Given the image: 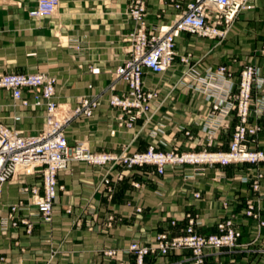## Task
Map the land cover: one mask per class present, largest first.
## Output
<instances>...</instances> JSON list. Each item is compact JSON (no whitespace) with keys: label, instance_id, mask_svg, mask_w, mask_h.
I'll list each match as a JSON object with an SVG mask.
<instances>
[{"label":"crops","instance_id":"obj_1","mask_svg":"<svg viewBox=\"0 0 264 264\" xmlns=\"http://www.w3.org/2000/svg\"><path fill=\"white\" fill-rule=\"evenodd\" d=\"M36 3L37 0H0V73L44 71L53 75L56 101L68 106H73L81 96L102 93L112 80L111 71L126 57L125 37L134 27L125 12L126 0H58L53 15L30 16L29 10ZM252 3L254 7L242 11L232 25L233 38L238 37L239 26L257 18L264 0H252ZM161 7L158 0H147L149 27L170 22L175 17L177 11L167 6L157 19L156 13ZM220 44L194 33L181 32L175 39L177 56L172 66L162 73L144 70V86L160 90L152 101V111H155L149 122L143 125L141 118L130 128L118 126L120 110L111 106L103 95L91 116H79L66 127L68 143L82 142L93 152L116 153L144 151L150 145L162 150H170L175 144L182 150L204 148L206 132L202 129L208 125L205 119L211 102L194 89L173 85L186 68L178 55L191 52L194 60L205 56V63L216 65L220 56L213 51ZM243 58L259 66L264 76V56L256 55L255 50L253 55L245 54ZM232 70L237 77L238 69ZM126 88L124 82H118L115 92ZM23 94L30 98L26 91ZM227 118L229 127L216 130L207 148L227 149L236 120L232 112ZM44 119V107H22L14 103L9 92L0 89V124L25 134L32 133V127H38L37 133ZM159 127L161 132L153 134L152 130ZM180 127L192 134V142L178 130ZM259 137L258 146L264 148V132ZM153 169L151 165L128 169L111 162L103 165L70 162L67 169L57 174V184L61 187L53 202L51 222L40 221L33 215L36 207L31 203L30 194L22 190L25 185L41 188L40 175L15 176L3 187L0 212L23 199L30 206L20 214L30 216L35 223L31 234H26L23 226L0 229V254L6 255L3 264H113L99 253L101 248L124 247L131 238L149 241L165 227L162 222L165 211L180 217L194 203L192 193L196 190L201 195L194 206L204 219L199 232H215V223L229 212L236 214L240 221L241 246L229 252H208L206 264H264V225L259 226L256 220L243 214L242 197L255 195L247 185L234 182L231 176L214 181V168L199 175L197 181L186 178L180 181V166H167L165 174L160 176L163 183L158 184L156 177L151 180L145 175ZM227 170L232 172L233 168L230 166ZM133 181L140 185H133ZM262 189L259 205L264 219V184ZM222 198H229L227 209L221 205ZM137 206L142 208L140 212L135 211ZM109 215L115 220L106 226ZM124 257L129 264L133 263L132 255L124 254ZM181 258L182 255L174 254L149 255L146 260L148 264H155Z\"/></svg>","mask_w":264,"mask_h":264},{"label":"built area","instance_id":"obj_2","mask_svg":"<svg viewBox=\"0 0 264 264\" xmlns=\"http://www.w3.org/2000/svg\"><path fill=\"white\" fill-rule=\"evenodd\" d=\"M158 1L162 7L156 14L157 19L162 17L167 6L173 7L177 13L170 22H160L149 28L146 19L147 0H126V13L134 22V27L128 36L130 44L126 49L129 58L116 67L114 79L108 88L115 89L120 81H124L127 87L121 92L110 93L108 97L111 106L121 109V114L118 116L120 125L129 126L133 119L150 111V103L157 97V91L144 89V70L162 73L172 65L176 55L175 39L181 32H190L210 38L224 36L240 12L254 7L252 0ZM57 6L58 0H37L35 8L30 10L29 14L34 17L50 15L57 9ZM262 51L264 53V47ZM181 59L186 63L189 61L188 55H183ZM225 69V67H220L215 73L210 66L206 67L209 79L205 78L202 82L209 85L210 79L224 77ZM254 69L258 71L252 66L242 71L239 108L243 117L247 113ZM191 71L193 70L189 68L185 73L188 79L183 76L178 80L182 86H187L191 79L195 81L200 79ZM55 81L53 76L45 72L0 73V89L9 92L13 101L21 106L32 104L34 107H45L46 120L36 134H25L22 130L0 124V198L4 185L16 175L23 176L40 172L42 175L41 188L28 185L22 188L24 193L30 194L31 203L36 207L33 215L39 220H50L53 202L60 187L57 184L56 175L58 171L65 170L73 161H85L98 165L109 162H127L128 165L155 163L159 166V172H162L163 166L167 163L206 160L227 163L239 158L251 161L264 159L263 152H248L246 146L240 144L245 135V128H238L229 152L201 155H178L173 151L162 153L154 146H150L145 152H134L131 156H126V154L95 153L85 143L69 144L65 135L66 127L79 116H91L103 94L81 97L73 108H66L55 99ZM221 88L225 90L223 85ZM106 90L104 92H107ZM24 91L32 93L31 102L24 96ZM29 206L30 204L24 200L9 204L5 212H0V229L7 230L24 224L30 232L33 219L31 217L19 218L17 215ZM230 224L229 221L219 226L222 234L198 235L193 233L192 227L189 226L188 233L184 236L168 240L165 235H161L156 244L150 247L133 241L127 249L135 255V264H147L146 255L149 253L167 254L171 249L189 247L195 254V264H202L205 249L235 244L239 234ZM105 253L111 257L119 255L115 249Z\"/></svg>","mask_w":264,"mask_h":264},{"label":"rangeland","instance_id":"obj_3","mask_svg":"<svg viewBox=\"0 0 264 264\" xmlns=\"http://www.w3.org/2000/svg\"><path fill=\"white\" fill-rule=\"evenodd\" d=\"M126 7H127V5H126ZM56 10L50 15H53L56 12ZM125 12H127V9ZM50 15H47V16H50ZM127 16H128V14H127ZM237 18H239V16H237ZM235 21L233 22V24L235 23ZM147 25H148V23H147ZM232 25L227 29L224 36H221L218 38H210L207 36H202L205 38L216 40L219 43L221 42L220 46L216 50L213 51V53H216V55L220 56V57H218L219 58L218 59L219 64L211 65V64L205 63L203 61L205 56H202L200 59L194 60L193 54L191 52H186L185 54L178 55L180 63L184 64L186 66V68L183 70V72L181 73L179 78L176 80L173 87L174 88H177V86L183 87L179 83L178 80L180 78H182L183 76L188 79L189 77L185 73H186V71L188 72L189 68H191L193 70L191 72H193L197 76V78H200V79L198 81L191 79L190 82L188 81V84L185 87L194 89L195 91H197L198 94L202 95L206 100H209L211 102V109H210L208 116H207L208 119H205L206 120L205 122H207L208 125L206 124V126H204L202 129L203 131L206 132L205 133V138H206L205 145L206 146L200 150H192L191 148H189L188 150H182V149H180L179 144H175L170 150H162L158 146L150 145V146H154L156 150H158L162 153H167V152L173 151V152L177 153L178 155H181V154L201 155L203 153L229 152L230 151V145H231V143L235 137L237 130H239L241 128H245V135H244L243 139L241 140L240 144L245 145L246 150L248 152H263L264 153V148H260L258 146V140L260 139L259 134L264 132V76L262 75V70L259 66H257L256 64L248 63L249 59L245 60L243 58V56L245 54L253 55L255 50H256V55L264 56V53L262 51L263 47H264V3H262L260 8L258 9L257 18L253 22H250L248 24L245 23L244 26L238 27V34L239 35L237 38H233V36L230 32ZM152 27H154V26H152ZM152 27H149V28H152ZM221 29H223V28H221ZM130 32H128L126 34V37H125V40L128 42L126 45V48H125L126 57L123 59V61L120 64H122L125 60H127L129 58V54L127 53L126 49L130 44V42L128 40V36H129ZM198 36H200V35H198ZM204 47L208 48L207 45ZM78 48H80V47L75 46V49H78ZM183 55L184 56L188 55V57H189L188 63H186L185 61H183L181 59V57ZM176 56H177V52H176L175 57ZM174 60H175V58H174ZM208 66H210L212 68V70L215 71V73L220 67H225L226 68L225 69V76L224 77H217L214 80L210 79L211 83H209V85H205V83H203L202 80L205 78L209 79L207 76V73H206V67H208ZM248 66H252L253 68H256L258 71H256L254 69L252 86H251L250 92H249V101H248L247 113H246L245 117H243V114L239 108L241 105V100H240L241 85L240 84H241V80H242V71ZM116 67H115V69H116ZM235 68L238 69L237 77L235 75V71L232 70ZM115 69L113 71H111L112 80H111L110 84L108 85V87L106 88L107 90L105 89L107 92H104L105 91L104 90L102 93H100V94L107 96V101H108V97H109L110 93L111 94L117 93V92H115L116 87H115V89L114 88L108 89L111 86L112 81L114 79ZM35 72H44V71H35ZM24 73H34V72H24ZM48 75H50V74H48ZM50 76H53V75H50ZM233 78H236V79H233ZM55 80H56V78H55ZM120 82H124V81H120ZM55 83H56V81H55ZM213 83H215V84H213ZM221 85H223L225 87V90H223L221 88ZM218 86H219V88H218ZM143 87L146 90H156L157 96H158V93L160 92L159 88H153V89L152 88H146L144 86V84H143ZM227 91H229V92H227ZM26 92L28 95H30V98H28V97L27 98L31 102L32 93L29 91H26ZM103 95H101V98ZM85 96H90V95H85ZM81 97H84V96H81ZM81 97H79L76 100V103L73 106H68L66 104H62V105L66 108H73L77 104V101ZM156 98H154L153 100H155ZM55 99H56V93H55ZM152 101L150 103L151 104L150 111H148L145 115H142L140 117L133 119L131 122V125H129V126L124 125V124H122V125L119 124L118 116L121 114V109L119 108L120 113L117 116L118 126L130 128L133 126L135 120L141 119V118L143 120V125H145L147 122L150 121L151 117L153 116L152 114L155 111V110L152 111V103H153ZM14 103L19 104L18 102H15V101H14ZM99 103H100V101H99ZM99 103H98V106H99ZM27 106L32 107L33 105L30 104V105H26V106H22V107H27ZM44 112H45V107H44ZM231 112L234 114V117L236 120H235V123L233 124L231 137L228 141L227 149H225V150H211V149L207 148L212 144V138L214 137L213 133L216 130H218L222 127H229L230 121L228 120L227 117H228V115H230ZM84 117H89V116H84ZM124 117H125V115H124ZM125 119H126V117H125ZM45 120H46V112H45L44 122L42 123V127L45 123ZM34 123L35 122H33V124ZM41 128H40V130H41ZM31 129H32V131H30V132H32V133H28L29 135L36 134L35 132L37 131L38 127H32ZM161 130H162V128L159 127L155 130H152V133L156 134L158 131L161 132ZM178 130L183 131L184 134L187 136V138L191 142L193 141V138H192L193 136H192V134H190V132L188 130H184V128H182V127H180ZM262 139H264V138L262 137ZM77 143H82V142H77ZM74 144H76V143H74ZM190 144L191 143H189V145ZM150 146H148L147 149L144 151H137V152H145L150 148ZM189 147H191V146H189ZM95 153H111V154L113 153V154H124V155L126 154V156H131L132 153H134V152L129 153V152L122 150L119 153H116V152H95ZM111 164L115 165L117 163L111 162ZM118 164H122L125 167H127L128 169H131L135 166H137V167H144L146 165L154 166V169L152 171H146L145 175L149 176V178L151 180H155V177H156L158 180V184L163 183L162 177H160V176H163L165 174L167 166H169L171 168H173V167L176 168L177 166L182 167V171H181V174L179 176L180 181H182V178L183 179L184 178L191 179V180L196 179V181H197V179L199 178V175H203L207 169L214 168L215 177L212 178L214 181L219 182L220 180H222V178H224V177L228 178L229 176H231V178H232V180H234V182H238L240 184L247 185L248 188L251 189L253 194H255L254 196H249V197L243 196L242 197V202H243V206H244L243 214L247 218L250 217V218L256 220L259 226L264 225V219L261 217L262 216L261 215V206L259 205L260 200H261L260 195L263 192L262 188H263V184H264V159L263 158L256 159L253 161L239 158L237 160H233V161H230L227 163L222 162V161H214L213 162V161H208V160H206V161H193V162L192 161H189V162L184 161V162L167 163L163 166L162 172H159V166L155 163H145L143 165H138V164L137 165L136 164L135 165L134 164L128 165L126 162V163H118ZM230 166H231V168H233L232 172H229L227 170ZM36 174L40 175L39 177L41 179V184H42L41 173L36 172ZM16 176H20V175H16ZM122 176H123L122 174L119 175L120 179L122 178ZM152 176L154 178H152ZM56 179H57V175H56ZM12 180H13V178H12ZM36 180H38V178ZM132 184L135 186L140 185L139 182H136V181H133ZM200 193L201 192H199L197 190L192 193L193 194L192 198L194 200V203L198 198H200V195H201ZM55 199H56V197H55ZM20 200H23V199H20ZM17 201H19V200H17ZM17 201H15V202H17ZM194 203L191 202L188 209H185L182 212V214L180 215V217H175L172 214H169L168 211H165V214L162 216V222L165 223V227L162 228L160 231L156 232L152 236V238L149 239V241L143 242L138 238H131L130 241L128 242V244L124 247H117V248H115V247H103L99 250V253L102 254L104 257L108 258L113 264H121V263L122 264H129L128 259L124 257V254H129V255L133 256V263L132 264H135V255L133 253L129 252L127 249L128 246L130 245V243L133 241H138L140 244H142L143 246H147V247L154 246L156 244L159 236L165 235L168 238V240L169 239H175V238H178L180 236H184L185 234H187L188 233L187 229L189 226L192 227L193 233L198 234V235L211 236V235H215V234H222V231L220 230L219 226L221 224H226L229 221L231 222V224H230L231 227L233 229H235L239 234L236 238L235 244L233 246L222 245V246L217 247V248L211 247V248L205 249L203 252L204 261L202 264H206V256H207L208 252H213V251H224V252L228 251L229 252V251L235 250L241 246V243L239 241V239L241 237L240 221L238 220V217L236 216V214H234L232 212L224 214L220 218V220L215 223V232L201 233V232H199V228L204 225V219L199 214V212L197 211V208H196V206H194ZM221 205H222L223 209H227L229 206V198H222ZM141 210H142V208L140 206L135 207L136 212H140ZM249 211H251V212H249ZM17 215L19 216V218L30 217L28 215L24 216V215L20 214V212L17 213ZM52 216H53V209H52V215H51L50 220H48V221L40 220V221L51 222ZM114 220H115L114 216L109 215L106 219L105 225L111 226L112 222ZM34 223H35V221L33 220V223H31L32 229L30 230V232L27 231L26 226L24 224L19 225V226L24 227V232L26 234H31L32 230H33ZM19 226L15 227V228H18ZM225 232H226V230L224 231V233ZM112 249H115L119 253V255H116V257H111L105 253V252L112 250ZM170 254L182 255V258L179 260L178 259L175 260V262L163 261V262H157L155 264H184V263L195 264L196 263L195 257H194L195 254L193 253V250L189 247H183L180 249L179 248L178 249H171L167 254H161L160 252L149 253V255H153L156 257H166ZM149 255L147 254L146 257ZM5 259H6L5 253L0 254V264H3L5 262ZM146 263L148 264L147 260H146ZM47 264H49V263H47Z\"/></svg>","mask_w":264,"mask_h":264},{"label":"bare ground","instance_id":"obj_4","mask_svg":"<svg viewBox=\"0 0 264 264\" xmlns=\"http://www.w3.org/2000/svg\"><path fill=\"white\" fill-rule=\"evenodd\" d=\"M59 104H61V105H62V103H60V102H59ZM62 106H63V105H62Z\"/></svg>","mask_w":264,"mask_h":264}]
</instances>
